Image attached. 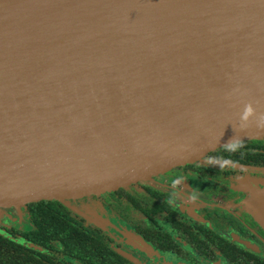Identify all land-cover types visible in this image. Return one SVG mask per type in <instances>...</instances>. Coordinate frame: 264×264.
Wrapping results in <instances>:
<instances>
[{
  "label": "water",
  "instance_id": "water-1",
  "mask_svg": "<svg viewBox=\"0 0 264 264\" xmlns=\"http://www.w3.org/2000/svg\"><path fill=\"white\" fill-rule=\"evenodd\" d=\"M262 139L264 0H0V207Z\"/></svg>",
  "mask_w": 264,
  "mask_h": 264
},
{
  "label": "flooded vegetation",
  "instance_id": "flooded-vegetation-1",
  "mask_svg": "<svg viewBox=\"0 0 264 264\" xmlns=\"http://www.w3.org/2000/svg\"><path fill=\"white\" fill-rule=\"evenodd\" d=\"M263 205L264 139L245 140L99 195L0 207V264H264Z\"/></svg>",
  "mask_w": 264,
  "mask_h": 264
},
{
  "label": "trees",
  "instance_id": "trees-1",
  "mask_svg": "<svg viewBox=\"0 0 264 264\" xmlns=\"http://www.w3.org/2000/svg\"><path fill=\"white\" fill-rule=\"evenodd\" d=\"M57 205V203H50L48 205L46 203H39L33 206L32 209L34 211V217L38 220H40V217H43V219L52 221V216L54 219L58 220Z\"/></svg>",
  "mask_w": 264,
  "mask_h": 264
},
{
  "label": "clouds",
  "instance_id": "clouds-1",
  "mask_svg": "<svg viewBox=\"0 0 264 264\" xmlns=\"http://www.w3.org/2000/svg\"><path fill=\"white\" fill-rule=\"evenodd\" d=\"M249 112L251 111V109L248 110ZM246 116H247V113H246Z\"/></svg>",
  "mask_w": 264,
  "mask_h": 264
}]
</instances>
